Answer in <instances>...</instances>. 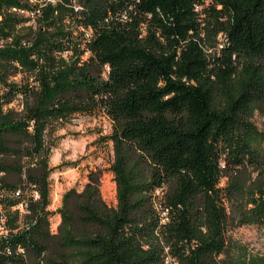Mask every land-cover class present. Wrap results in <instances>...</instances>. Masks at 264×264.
Wrapping results in <instances>:
<instances>
[{
  "label": "trees",
  "instance_id": "16d2710c",
  "mask_svg": "<svg viewBox=\"0 0 264 264\" xmlns=\"http://www.w3.org/2000/svg\"><path fill=\"white\" fill-rule=\"evenodd\" d=\"M0 14V185L39 193L24 214L0 199V264H264L229 233L264 224V0H0ZM79 114L111 122L116 202L91 170L51 210V135Z\"/></svg>",
  "mask_w": 264,
  "mask_h": 264
},
{
  "label": "rangeland",
  "instance_id": "374dc122",
  "mask_svg": "<svg viewBox=\"0 0 264 264\" xmlns=\"http://www.w3.org/2000/svg\"><path fill=\"white\" fill-rule=\"evenodd\" d=\"M252 120L264 130V103L262 109L255 111ZM110 131L111 122L105 115L79 114L53 132L51 137L54 144L48 156V163L53 167L49 175L51 210L60 205L61 194L65 190L81 189L91 170L101 171L99 187L101 196L107 203L115 204V185L109 171L112 146L110 141L102 140ZM50 222L54 231L59 216L53 214ZM229 233L234 239L246 244L252 253L264 254V224L243 225L231 229Z\"/></svg>",
  "mask_w": 264,
  "mask_h": 264
},
{
  "label": "built area",
  "instance_id": "2783aa9c",
  "mask_svg": "<svg viewBox=\"0 0 264 264\" xmlns=\"http://www.w3.org/2000/svg\"><path fill=\"white\" fill-rule=\"evenodd\" d=\"M13 10H15V8H13ZM19 12L23 13V11H19ZM30 16H33V13H31ZM0 20H1V14H0ZM31 22H33V19L31 20ZM6 41L7 39L3 38L0 35V48L4 46ZM10 105L15 106L18 110H21L23 107L21 102V96L20 95L17 96L16 99H14V101L8 104V106ZM38 197H39V193L33 187L29 188V190L22 189L20 187L10 190L0 185V199L3 198L17 199L18 200L17 204L12 206L11 209L12 210L17 209L19 214H24L25 212H27L28 201L31 199H37ZM5 220H6V214L4 213V210L0 205V237H5L9 231L5 223ZM7 253H10V251L7 250Z\"/></svg>",
  "mask_w": 264,
  "mask_h": 264
}]
</instances>
